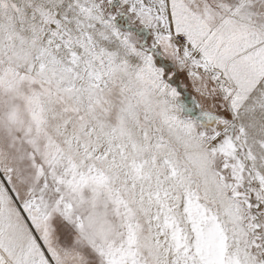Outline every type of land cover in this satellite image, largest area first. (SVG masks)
Instances as JSON below:
<instances>
[{
  "label": "snow or ice",
  "instance_id": "6c2138e0",
  "mask_svg": "<svg viewBox=\"0 0 264 264\" xmlns=\"http://www.w3.org/2000/svg\"><path fill=\"white\" fill-rule=\"evenodd\" d=\"M0 264H264V0H0Z\"/></svg>",
  "mask_w": 264,
  "mask_h": 264
}]
</instances>
